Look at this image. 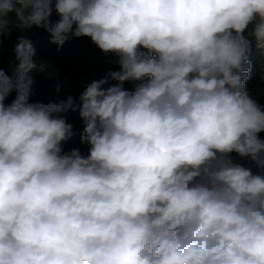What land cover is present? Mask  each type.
Returning a JSON list of instances; mask_svg holds the SVG:
<instances>
[{
  "label": "clouds",
  "instance_id": "1",
  "mask_svg": "<svg viewBox=\"0 0 264 264\" xmlns=\"http://www.w3.org/2000/svg\"><path fill=\"white\" fill-rule=\"evenodd\" d=\"M33 27L119 70L45 104L31 40L0 69V264H264V106L246 90L264 0H0V44ZM70 110L86 155L63 152Z\"/></svg>",
  "mask_w": 264,
  "mask_h": 264
},
{
  "label": "trees",
  "instance_id": "2",
  "mask_svg": "<svg viewBox=\"0 0 264 264\" xmlns=\"http://www.w3.org/2000/svg\"><path fill=\"white\" fill-rule=\"evenodd\" d=\"M53 19H56L53 16ZM21 39L31 40L36 48L38 62L44 65V71L39 68L31 75L34 79L30 102H60L68 96L78 98L86 88L80 84L81 76L99 80L110 71H118L116 57L105 54L98 49L87 37L69 38L62 46L51 42V36L44 29L33 27L28 31L14 30L11 36L0 44V69L12 76L16 66L14 48ZM248 59L252 63V76L246 82V90L261 106H264V48H259L253 42ZM114 83V81H110ZM138 82H126L124 87L132 90ZM13 92L5 103L15 99ZM67 122L73 125L75 135L62 144L63 152H70L79 148L82 155L88 152V145L80 143V133L84 127L78 111H68L62 114ZM264 139V132L259 134ZM234 162L244 166H251L250 158H242L232 154Z\"/></svg>",
  "mask_w": 264,
  "mask_h": 264
},
{
  "label": "built area",
  "instance_id": "3",
  "mask_svg": "<svg viewBox=\"0 0 264 264\" xmlns=\"http://www.w3.org/2000/svg\"><path fill=\"white\" fill-rule=\"evenodd\" d=\"M82 78L85 80V83H83ZM94 79H89L85 76H81L80 78V84L82 87H86L88 84H90Z\"/></svg>",
  "mask_w": 264,
  "mask_h": 264
},
{
  "label": "rangeland",
  "instance_id": "4",
  "mask_svg": "<svg viewBox=\"0 0 264 264\" xmlns=\"http://www.w3.org/2000/svg\"><path fill=\"white\" fill-rule=\"evenodd\" d=\"M55 16V15H54ZM83 83H85V80L82 78Z\"/></svg>",
  "mask_w": 264,
  "mask_h": 264
}]
</instances>
